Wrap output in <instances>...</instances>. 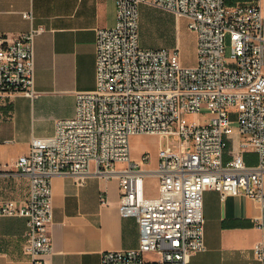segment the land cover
<instances>
[{
    "label": "built area",
    "instance_id": "built-area-1",
    "mask_svg": "<svg viewBox=\"0 0 264 264\" xmlns=\"http://www.w3.org/2000/svg\"><path fill=\"white\" fill-rule=\"evenodd\" d=\"M113 1L115 25L97 30L95 89L77 93L73 115L57 120L53 135L32 138L28 152L16 160L17 172L29 179L25 204L0 205V218H24L23 250L33 264H49L53 251L56 174H71L80 186L93 174L118 178L119 213L136 220L139 244L103 252L101 264H188L206 248V190L218 192L222 201L245 195L264 208L261 0L233 6L226 0H152L188 20L197 41L193 67L181 65L178 47L140 46L138 6L145 0ZM22 18L31 22L33 15L23 12ZM43 31L31 27L13 38L0 32L1 96L36 97L35 39ZM187 115L203 121L187 122ZM137 135L172 138L176 145L159 149L157 167L144 169L140 163H148V153L132 159L131 138ZM234 136L238 146L224 161ZM245 152L257 154L258 163L247 165ZM147 177L157 178L154 198L146 196ZM253 252L254 264H264V245L256 244Z\"/></svg>",
    "mask_w": 264,
    "mask_h": 264
},
{
    "label": "crops",
    "instance_id": "crops-1",
    "mask_svg": "<svg viewBox=\"0 0 264 264\" xmlns=\"http://www.w3.org/2000/svg\"><path fill=\"white\" fill-rule=\"evenodd\" d=\"M145 1L138 10L159 9L151 4L152 0ZM231 1L229 6L252 2ZM261 7L264 15V0ZM27 11L33 15L31 22L22 18ZM174 16L177 22L181 18ZM115 22L113 0H0L1 33L13 38L31 27L44 30L35 39L36 97L23 93L0 95V205L6 201L24 205L27 201L29 179L17 172L15 162L28 152L32 138L53 135L56 121L73 115L77 93L95 89L97 30L111 28ZM172 43L175 47L180 43L175 33ZM237 146L238 138L234 136L229 140L224 161L230 159ZM140 156L134 152L132 159L139 161ZM243 156L247 165L258 163L253 152ZM146 165L140 163L149 169ZM122 167L116 165L117 169ZM145 182L146 196L156 197L157 178L147 177ZM51 186L53 251L49 264H101L105 251L138 247L136 220L119 213L117 177L106 179L93 174L80 186L73 175L56 174ZM203 217L206 248L192 255L188 264H254V246L264 245V208L258 202L245 195L222 201L218 192L209 189L203 194ZM25 229L24 218H0V264H33L23 250Z\"/></svg>",
    "mask_w": 264,
    "mask_h": 264
},
{
    "label": "rangeland",
    "instance_id": "rangeland-1",
    "mask_svg": "<svg viewBox=\"0 0 264 264\" xmlns=\"http://www.w3.org/2000/svg\"><path fill=\"white\" fill-rule=\"evenodd\" d=\"M233 1L229 0L228 5ZM178 28V29H177ZM176 30V31H175ZM178 30V31H177ZM172 33L174 37H179L178 45L181 65L184 67H193L196 64V43L195 35L189 30L187 20L180 18L177 22L176 17L167 12L152 7H144L139 10V35L140 46L145 49H172L175 46L172 43ZM227 53L229 55L227 40ZM208 111L203 110V116L206 117ZM187 122L203 121L195 115L185 116ZM236 130L237 125H233ZM170 144L175 148L176 142L172 138L159 136H134L131 138V154L143 152L148 153L149 161L147 167L154 168L157 162V153L159 149L166 148ZM234 145V144H233ZM148 258H152L151 254Z\"/></svg>",
    "mask_w": 264,
    "mask_h": 264
}]
</instances>
